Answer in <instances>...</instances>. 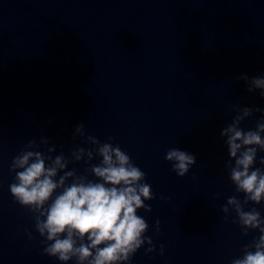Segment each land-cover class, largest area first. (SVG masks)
<instances>
[{
    "label": "water",
    "instance_id": "water-1",
    "mask_svg": "<svg viewBox=\"0 0 264 264\" xmlns=\"http://www.w3.org/2000/svg\"><path fill=\"white\" fill-rule=\"evenodd\" d=\"M0 264H264V0H0Z\"/></svg>",
    "mask_w": 264,
    "mask_h": 264
}]
</instances>
